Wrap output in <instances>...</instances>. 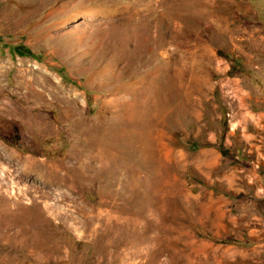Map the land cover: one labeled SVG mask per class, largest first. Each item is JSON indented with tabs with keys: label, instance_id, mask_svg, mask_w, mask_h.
Wrapping results in <instances>:
<instances>
[{
	"label": "rangeland",
	"instance_id": "374dc122",
	"mask_svg": "<svg viewBox=\"0 0 264 264\" xmlns=\"http://www.w3.org/2000/svg\"><path fill=\"white\" fill-rule=\"evenodd\" d=\"M0 264H264V0H0Z\"/></svg>",
	"mask_w": 264,
	"mask_h": 264
}]
</instances>
